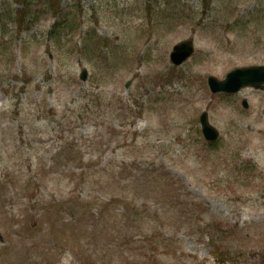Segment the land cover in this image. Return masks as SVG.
I'll return each instance as SVG.
<instances>
[{
	"label": "rangeland",
	"instance_id": "obj_1",
	"mask_svg": "<svg viewBox=\"0 0 264 264\" xmlns=\"http://www.w3.org/2000/svg\"><path fill=\"white\" fill-rule=\"evenodd\" d=\"M260 64L264 0H0V264H264Z\"/></svg>",
	"mask_w": 264,
	"mask_h": 264
},
{
	"label": "water",
	"instance_id": "obj_2",
	"mask_svg": "<svg viewBox=\"0 0 264 264\" xmlns=\"http://www.w3.org/2000/svg\"><path fill=\"white\" fill-rule=\"evenodd\" d=\"M193 52L191 41L182 42L176 45L171 54V59L175 64H180ZM82 79L86 78L83 72ZM213 92H236L244 86H253L256 89H264V66L235 69L230 72L224 81H218L213 77L208 79ZM246 106V103H243ZM202 130L207 140H215L218 132L208 123L207 113L200 116Z\"/></svg>",
	"mask_w": 264,
	"mask_h": 264
}]
</instances>
